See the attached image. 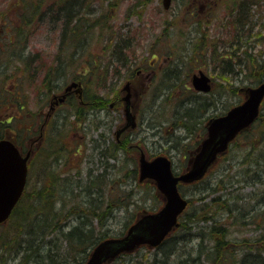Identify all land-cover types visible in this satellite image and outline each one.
Wrapping results in <instances>:
<instances>
[{
    "label": "rangeland",
    "instance_id": "obj_1",
    "mask_svg": "<svg viewBox=\"0 0 264 264\" xmlns=\"http://www.w3.org/2000/svg\"><path fill=\"white\" fill-rule=\"evenodd\" d=\"M64 1L0 0V93L5 89V92H2L3 96L0 97L2 106L0 120L4 121L8 117L7 114L14 115L12 121L7 124L15 126V130L6 128L3 138L17 141L20 145L22 144L21 148L25 154L29 152L27 159L29 182L26 190L32 198L35 210L43 204L42 198L38 197L40 192L36 193L35 191L40 186H45L43 195L46 200L54 201L56 208L64 206V212H67V210L85 209L83 202L76 195L80 193L81 197L84 196V190H86L84 184L88 172L95 176L105 167L109 178L113 182H117V178H115L118 176L117 170L123 166L132 167V161L137 159L139 154L125 148L128 136L130 142L142 146L145 152L156 153L162 150L161 154L168 156L174 167L180 168L182 164H185L188 160L186 156L189 155L183 154L182 151H178L174 147L168 148L166 144L168 142L165 143L164 139L168 135L171 136L168 132L170 128H164V118L157 113V102L162 103L161 110L169 112L171 109L170 105L168 107L160 100L161 91L166 90V84L161 80L163 69L175 67L168 60L172 61L177 58L178 60L174 64H177L176 67H179V70L184 72L185 78H188L186 83L189 87H191L192 73L201 69L211 78V88L216 86L218 92L225 91L233 80L229 77L222 80L217 76L218 67L209 58L211 47L208 48V45L213 42L216 45L224 44L226 48H229L231 43H240V40L247 36L248 31L245 30L242 35H239V32L234 28V22L229 23L231 16L227 8H230L231 0H196L195 2L194 0H173L168 10L163 9L161 0H77L78 10L80 9V12L86 15L87 21L98 22L100 30L98 25L94 24L83 35L79 33V38H84L77 42L83 47L69 46L64 41L63 48H60L62 26L59 22L61 21L55 19L54 22H51L53 18L50 16H54V14L60 16L61 13L56 11ZM250 10L252 24L246 25V29L251 30V35L257 36V40L253 43L255 50L257 52L264 51V39L259 32V29L264 28V0H259L255 5H251ZM47 11H53L54 14L51 15ZM26 14L33 18L28 17L24 20ZM190 14L193 15V18L190 17ZM195 30L200 31V36L202 32L203 37H195ZM193 31H195L194 36L191 35ZM126 38L128 42L132 43V51L126 50L127 59L132 63V67L128 72L117 73V79L113 78V81L116 80L113 86L117 91L114 89L115 92L112 93V90L105 91L108 88H102L101 91L94 88L95 86L91 87L95 82L89 84V87L82 85L81 88V96L92 94L90 98L92 100L104 99V109L90 111L91 113L86 116V121H74L73 116H68L70 112L75 113L77 109L83 110L88 102L81 103L77 94L72 91L63 105L53 104V109L50 108V101L53 100L54 95L63 93L64 87L70 81L67 76L60 77L56 80L58 88L54 91L47 89L48 85L46 86L45 81L43 82L44 79L51 78L53 72L47 73V71L49 68L51 71L55 67V57L58 54L65 58V66L69 69L71 64L68 67L67 64L71 62L70 55L75 52L76 47H79L73 54L74 58L81 54L84 55L81 63L85 65L86 60L91 56L98 55L99 60L103 62L105 69L110 73L111 69L114 70L118 65L113 58L112 47L118 46L119 42H126ZM182 39L184 42H181ZM191 39L192 41H190ZM195 42L197 45H202V53L198 51L199 47ZM106 43L107 46L104 47ZM193 46H196V49H192ZM224 50V47L218 49L216 46L219 55L218 53L215 55L220 56ZM187 53L189 55L186 57L191 56V61H195L192 66L180 65L183 60L182 56ZM169 57L170 59H168ZM250 57L247 56L246 59H250ZM247 63L250 64V61ZM139 70L140 72H138ZM105 78L106 75L102 76V84H106L108 81L107 87H111L113 82L106 79L104 83ZM127 81L130 82L131 108L136 115L137 125L116 135L117 130L125 123L122 97L126 91L122 87ZM242 89L244 90L245 86H242ZM216 90L215 92H217ZM225 94L226 92L219 95L220 99L218 100L210 99L211 102L217 104L219 111L226 106L225 103L228 104L233 100V97ZM8 98L9 102L6 101ZM16 100L25 103L23 109L16 107ZM11 101L13 105L10 107ZM79 105L82 107L80 108ZM13 121L16 122L13 124ZM151 123L159 125L162 129L161 132L157 131L158 127L150 125ZM3 124L5 125L6 122ZM24 126H32V130L23 135L19 132L20 135L17 136L15 131ZM170 131L174 132L172 129ZM114 136L117 140L125 139L122 141L125 148L122 155L119 153L112 156L115 151L109 145L113 143ZM241 140L238 145L230 146L224 156L216 160L209 169L210 173L205 177V180L213 188L204 200L210 203L205 209L215 208L218 201L224 200L225 203L227 201V206L231 209L234 208L233 213L225 210L217 214L216 209L214 212L197 216L204 210L201 207L199 209L204 201L194 199V202L183 213H190L189 215L197 213V217H206L208 221L205 218L202 220L196 217L195 221H187L183 228L179 223V226L168 235L158 249L148 246L137 248L136 253L130 255L134 256L132 264L145 259L148 261L156 256L154 254L159 256V253L169 249L181 252L182 255L192 251L196 238H198V235H195L196 232L203 233L205 228H208L207 226L214 221L222 222L228 229L226 239L230 242L225 244L231 249L233 245L237 247L238 242L241 243L242 240L250 243L255 242L258 236L264 232V221L262 220L264 215L259 213L261 209L259 203L264 200V186L249 184L250 180H248V184L242 179L238 180L243 168L240 163L242 147H238L242 146ZM186 141L190 144L193 143L192 139L184 138L183 142ZM104 146L106 149L101 153ZM103 154L104 156H102ZM53 177L55 179L50 192L51 186L48 185ZM66 183L68 187L64 185ZM77 183H80L78 188L82 187V191L75 187L77 189L74 188V190H77L78 193L74 191L73 194L63 195L65 187L71 189V186H75ZM140 183L145 184L136 186L132 181L128 183L130 187L126 184L128 188L133 189L132 199L127 205L116 203L114 206L118 210L114 211L113 217L109 220L111 232L120 233L124 229L125 222L131 221L137 211V207L133 205L135 201L145 204L146 207L151 205L154 207L156 202L157 207L163 204L162 194H159L160 197L156 194L157 201L149 196L144 203L142 198L146 189H149L148 184L153 182L144 180ZM186 187L185 196L187 198L194 197L190 191L195 187ZM118 194L123 197L125 191ZM118 194L114 195L109 192L106 199L111 200L112 198V202L113 200L118 201V199H114ZM58 200L61 201V204ZM152 200L155 203H151ZM29 203L28 201L25 205ZM47 208L49 210V207ZM40 210H42L40 213L45 214L44 208L40 207ZM240 211L246 212L241 213ZM242 214L243 217L240 216ZM74 215L67 219V225L74 224L72 219ZM14 223L15 219L13 218L0 226V264H12L11 261L4 260L5 255L17 257L15 254L17 251L16 242H19L22 232L19 229H14ZM241 247L236 250V254L242 250ZM126 259V256L117 258L116 262L122 263ZM14 262L16 263V259L13 260Z\"/></svg>",
    "mask_w": 264,
    "mask_h": 264
},
{
    "label": "trees",
    "instance_id": "obj_2",
    "mask_svg": "<svg viewBox=\"0 0 264 264\" xmlns=\"http://www.w3.org/2000/svg\"><path fill=\"white\" fill-rule=\"evenodd\" d=\"M258 1L259 0H231L230 8H227V11L231 16V18H229L231 19L229 23H231L232 21L234 22V26H235L234 28L237 30V32H239V35H242V32L245 30L248 31L247 36L241 39L240 43L237 42L231 43L229 45V48H226L224 44L216 45L213 42H211L208 45V48L211 47L210 48L211 53L209 58L212 59L215 65H217L218 67L217 76L222 80L226 79L227 77L233 80V82L230 83V85L227 87V89H229L228 92L229 97H233V100L228 102V104L225 103L224 105L226 106L222 107L221 111L218 110L217 104H214L213 101L211 102L210 99L213 100L220 99L219 95H223V93L226 92V90L218 92L215 86L214 88L211 89L210 92L206 94L198 93L194 91L191 87L187 85L186 80L188 78H185L184 72H181L179 70V67H176L177 64H174L178 59L176 58V60H172V61L168 60L169 62H171V65H175V67L173 66L174 68L167 67L163 69L161 80L165 82L166 90H164L163 92L161 91L160 100L163 101V103L166 104L168 107L170 105L171 109L169 112L163 111L160 109V105H162V103L157 102L156 104V107L158 108L157 113H159V115L164 118V122H163L164 128L165 129L170 128L168 132H170L171 136L168 135L167 138L164 139L165 143L168 142L166 143L168 148L174 147L176 148V150L182 151L183 154L189 155V153L196 148L197 144L204 136L205 123L207 119L212 116H216L224 113L229 107L240 102L242 100V94H240L242 86L243 87L244 86L246 87L247 85L254 86L260 83L264 79V51L257 52V50H255L254 48L255 46L253 45V43L257 40V36L251 35V30L246 29L247 28L246 25L252 24L251 22L252 13L250 7L251 5H255V3H257ZM76 2L77 0H65L61 5H59L56 12L61 13L60 16L54 14L53 11L52 12L47 11L50 12L51 15L54 14V16H50V18H53L51 22H54L55 19L61 21L59 22L62 26L60 48H63L64 41L66 42V45L68 44L69 46L79 45V42L77 41H82L84 38V37L79 38V33L80 35H83V33L84 32L86 33L87 30H90L94 24H97L98 29L100 30L98 22L96 23L92 21L91 22L87 21L86 15L82 14V12H80V9L79 10L76 9L77 7ZM86 14L88 13L86 12ZM28 17H32V16L26 14L23 19L26 20ZM194 29H197V27H194ZM195 31H196L195 37L200 36V31L199 30H195ZM195 31L192 32L191 34L192 36H194ZM259 32H260V36L264 39V28L259 29ZM201 34L202 35L198 38L203 37L202 32ZM182 41L184 42L183 39L181 40V42ZM190 41H192V39ZM195 44L196 46L199 47L198 51L201 52L202 45H197V42H195ZM117 45L118 46L112 47L114 51L112 52V54H114L113 58L115 59L116 64L118 65L117 68H115L114 70L111 69L110 73L105 69V66L102 64L103 62L99 60L98 55H96L97 58L95 56H91L88 60H86L85 65L81 63L82 62L81 59L84 55L82 56L81 54L74 58L73 54L77 51V49H79V47H83V45L80 44L79 47H76L75 52H72V55H70L71 62L67 64V67L69 66V64H71L70 68L69 69L66 68L65 58L61 57V54H58L55 57V62L57 65L55 64V67L51 71L50 68L47 71V73L53 72L51 78L44 79L43 82L45 81L44 82L45 85L46 86L48 85L47 89H49L50 91H54L58 88L56 80L60 79V77L67 76L69 80L81 81V84L84 85L85 87H89V84L95 82V84L91 87L95 86L94 88L99 89L101 91L103 90L102 88H108V90L105 91L109 92L110 90H112L113 93L115 92L114 89L116 90V87L113 86L115 85L116 80L113 81V78L117 79L118 77L117 73L124 71L128 72L131 70L132 67V63L129 62V60L127 59L128 53L126 52V50L132 51L131 41L128 42L126 38V42L123 43L119 42ZM106 46L107 43L104 45V47ZM196 46H193L192 49L193 48L196 49ZM216 46H218V49L223 47L225 48V50L220 53V56L215 55V53H218L216 51ZM245 48L249 50V52H247ZM64 49L67 48L64 47ZM238 52L241 53L239 54ZM187 55H189V53H187L186 55L184 54L182 56L183 60H181L182 63L180 65L188 64L189 66H192V63H195V61H191L192 57L191 56L186 57ZM247 56L249 57L251 56L250 59H246ZM253 58H256V60H253ZM168 59H170V57ZM247 61L248 62L250 61V64H248ZM228 72L231 74H229ZM104 75H106V78L105 80H103V82L105 83L106 79L112 81L113 84L111 87H107L108 81L106 84H102L101 78ZM215 90L217 92H215ZM2 92H5V89ZM2 92L0 93V97L3 96ZM8 93H10V91H8ZM70 95L71 94H69L68 96ZM91 95L81 96L80 99L81 103L83 101L88 102L86 105L83 104L85 105V108H83V110L77 109L75 113L70 112L68 116L69 117L73 116L74 121L78 120L80 122H83L87 120L86 116L88 115V113H91L90 111H94V110L100 111L104 109L105 107L104 99L98 98L97 100H92L90 99ZM6 101L9 102L10 99L8 98L6 99ZM91 101L92 103H90ZM15 103L17 104L16 107L19 109H23L25 105V103L21 102L20 100L19 101L16 100ZM12 105L13 102L11 101L10 107ZM79 106L80 108L82 107V105ZM0 108H2L1 105ZM7 115L8 117L4 119V121L0 120V137L3 136V133L4 134L6 133L5 132L6 128L15 130V126L12 127V125L7 124V122L9 123L12 121L14 115L11 113ZM3 122H6V124L4 125ZM15 122L13 121V124ZM150 125H154L158 127L157 131L161 132L162 129L161 127H159V125L152 123ZM176 128H178L182 132L181 135L182 142L183 139L186 138V139H192L193 143L190 144L188 143V141H186L180 143L178 146L175 141H171L173 132H171L170 130L171 129L174 130ZM31 130H32V126H24L21 127L20 129H17L15 132L17 133V136H19L20 135L19 132H21V134L23 135L24 133H30ZM241 138L243 141L241 140ZM123 140L125 139L117 140L114 136L113 143L109 145L115 151V153L112 156H115V154H119V153L122 155V153L125 151V148L132 152H136V154L139 151V149H143L142 146L133 144L134 142H130L129 136L127 138V144L124 148V143L122 142ZM240 140L242 142L241 144L242 146H238V147H242V153L240 155L241 157L240 163L243 168H242V172L239 174L238 180L242 179V181H245L247 184L249 183L248 180H250L251 183L249 184H258L260 187H263L264 186V101L261 105L259 116L255 120V122L247 130L241 132L237 136V138H235L231 142L230 146L238 145ZM21 147H23L22 144ZM105 149L106 147L104 146L103 150H101V153H103ZM161 153L162 150L156 153H152L148 151L146 152L147 156L149 157ZM224 154L225 153L219 155L218 159L220 157H223ZM102 156H104V154ZM135 159L132 161L131 168L127 166H123L117 170L118 176L115 177L117 178V182H113L109 178V175L107 174L105 167L104 170H102L99 174L95 176L91 172H88L84 184L85 189L87 191L84 190V196L81 197L80 193L76 191V193H78L76 196L82 200L83 202L82 204L85 207V209L80 211H75L72 214L70 213V211L64 212V206H60V208H56L54 207V201L46 200L45 196L43 195V189H45V186H40L38 190L35 191L36 193L40 192V196L38 197L39 199L42 198V202H43L42 206L40 207L44 208L45 214L40 213L42 212V210H40V207H38L35 210L36 207L32 203L33 202L32 198L30 194L27 193L26 190L27 188H25L22 196L20 197L18 203L15 205L11 215L7 220L8 222L10 219L14 218L15 219L14 229L16 230L19 229L20 232H22L18 240L19 242H16L17 251H15V254L17 255V257L13 258V255L12 256L5 255L4 260L5 259H7V261L12 260V264H83V262L86 260L87 256L89 255L90 250L99 241L105 238L122 235L123 232L126 230V228L129 226V224L134 222L143 212L154 211L158 209L159 207H157L158 205L157 202L156 205L153 204L155 205L154 207H152V205L146 207L145 204L137 203L135 201L133 205L137 207V211L134 213L131 221L125 222L124 229L120 233L116 234L115 232H111L110 222L109 221L107 222L106 220L108 217L111 216L109 218L110 220L113 217L114 211L118 210L114 206L116 205V203L117 204L124 203L127 205L128 203H130L132 199L131 192L133 191V189L128 188L130 187L128 184L129 181H132L136 186H142L145 184V183H140L138 181L137 159L136 160ZM186 163L187 161L185 162V164H182L180 168L174 166L173 168L175 171L178 172L182 171L185 168ZM209 173L210 172L208 170L203 178L195 182H192L190 184L179 183L178 188L180 193L183 195H185L184 191L187 188L186 186L195 187L190 191L191 195H194V197L187 198L188 201L187 207L194 202V199L199 201H204L207 198V195L213 189L212 185L205 180L206 175H208ZM54 179L55 177L51 179L52 181H50L48 185L51 186L50 192L52 191ZM28 182H29V178L27 180V184ZM126 184H128V187L126 186ZM65 186H67V183ZM79 186L80 183H77L74 187L78 188ZM148 186L149 189H146L144 197L142 198L143 202L145 203V201L148 199L149 196L153 197L154 200L157 201L158 196L160 197V195L157 192L155 185L153 183H149ZM72 187L73 185L71 186V189L65 187L66 190L63 191V195L73 194L74 191ZM110 187L112 188L109 190ZM121 191H125L123 197H121V195L118 194ZM109 192L113 193L114 195L118 194L114 198V199H118V201L113 200L112 202V198L111 200L106 199V195H108ZM49 196L52 195L49 194ZM154 200H152L151 203H155ZM28 201L30 203L25 205L26 202ZM58 202L61 204L60 200H58ZM218 202L219 203L216 205L215 208L205 209V207L209 206L210 203L209 201H204L200 205V207L203 208L204 210H202V214H197V216H202L203 214L205 215L207 212H211V211L214 212L216 209H217V214L225 210L229 211L230 213H233L234 208L231 209V207L227 206L226 205L227 201L226 203L224 200H220ZM259 204L261 206L259 213L260 215L262 214L264 215V200ZM47 207H49V210ZM50 207H53V209H50ZM240 212L245 213L246 211L243 212L240 211ZM73 214H75L74 215L75 217L86 218L87 219L86 226L82 227L81 224H76V223L67 225V219ZM189 214L190 213H182V215L179 217V223L181 228H183L184 224L187 221L190 222L196 220L197 217L196 215H189ZM240 216L243 217L244 215L242 214ZM197 218L202 220H204L203 218L206 219V217H197ZM206 220L208 221V219ZM262 220L264 221V217L262 218ZM207 227L208 228H205L203 233L198 234L196 232L195 235H198V238H196V243H194L192 251H188V253L183 254L180 258H178L179 260L177 262H171V263L174 264H264V232H262V234L258 236L255 242L250 243L248 241L242 240L243 242L241 243L238 242L237 247L236 245H233L231 249L229 247H226L225 243H228L230 241L226 239V236L228 235V229L225 228L224 225H222V222L214 221V223L208 225ZM164 241L165 239L161 244H163ZM159 246H157L156 248L158 249ZM240 246H242L240 248L242 250H239V253L236 254L237 253L236 250ZM140 247H145V246L142 245ZM136 251L137 249H135V252ZM165 252L166 251H162L161 252L162 254H160L159 256H157V254H154L156 256H153L150 260L147 261V259H145L144 261L136 264H169L168 263L169 261L166 259V256L164 254ZM132 254L134 253L133 252L122 253L118 255L113 261L105 264H121L119 262H116V260L117 258H122L124 256L127 257L124 264H132L133 262L132 260L134 258V256H130ZM14 259H16V263L15 262L13 263Z\"/></svg>",
    "mask_w": 264,
    "mask_h": 264
},
{
    "label": "water",
    "instance_id": "obj_3",
    "mask_svg": "<svg viewBox=\"0 0 264 264\" xmlns=\"http://www.w3.org/2000/svg\"><path fill=\"white\" fill-rule=\"evenodd\" d=\"M171 0H162L167 9ZM191 85L195 90L208 92L210 78L201 70L191 76ZM75 88L81 97V85L71 82L65 87V93L58 96L62 101L65 94ZM124 125L117 134L128 127H135V115L131 111L129 82L123 87ZM242 102L230 107L225 113L214 116L206 122V133L188 159L185 171L175 174L171 161L165 155L147 159L143 152L138 158V180L151 179L162 194L164 203L154 212L143 213L132 223L121 237H110L99 241L90 251L83 264H103L114 259L122 252H130L141 244L156 246L178 225L177 219L187 205V199L178 190V183H190L201 179L217 155L224 152L239 132L245 130L257 118L260 104L264 98V81L244 89ZM56 98V97H55ZM29 152L22 155L8 138L0 139V223L5 221L19 199L26 181L27 159Z\"/></svg>",
    "mask_w": 264,
    "mask_h": 264
},
{
    "label": "bare ground",
    "instance_id": "obj_4",
    "mask_svg": "<svg viewBox=\"0 0 264 264\" xmlns=\"http://www.w3.org/2000/svg\"><path fill=\"white\" fill-rule=\"evenodd\" d=\"M78 2V1H77ZM76 2V6H78V3ZM76 9H78V7H76ZM75 9V10H76ZM264 81V79L261 81V82H263ZM260 82V83H261ZM260 83H258V84H260ZM257 85V84H256ZM255 86V85H254ZM246 87H251V85H247ZM228 92H229V89H226V94L225 95H229L228 94ZM181 135H182V132H181V130H179L178 128H176V129H174V132L172 133V138H171V141H175L176 143H177V145L179 146V142L180 141H182V137H181ZM104 160H105V158H104ZM64 185H66V184H64ZM64 187V186H63ZM73 188V191H77V190H74V186L72 187ZM75 189H77V188H75ZM78 190H81V188H78ZM79 199V198H78ZM81 200V199H80ZM82 201V200H81ZM199 209H200V206H199ZM68 211V210H67ZM76 210H72V211H70V212H75ZM199 213V212H198ZM197 213H194V214H192V215H196ZM109 218L110 217H108L107 218V222L109 221ZM73 220H74V223H76V224H81V226L82 227H85L86 226V224H87V219L86 218H82V217H73ZM223 225V224H222ZM171 244H173V243H171ZM160 245V244H159ZM171 247H172V245H171ZM131 252H133L134 254L136 253L135 252V249H133ZM161 253H159V255H160ZM165 256H166V259L169 261L168 263L169 264H174V263H171V262H177L179 259L178 258H180L181 256H182V254H181V252L180 253H178V252H175L174 250H167L165 253ZM139 256H141V254H139ZM15 260V259H14ZM125 261L126 260H124V261H122V263L121 264H124L125 263ZM11 262H12V260H11Z\"/></svg>",
    "mask_w": 264,
    "mask_h": 264
},
{
    "label": "flooded vegetation",
    "instance_id": "obj_5",
    "mask_svg": "<svg viewBox=\"0 0 264 264\" xmlns=\"http://www.w3.org/2000/svg\"><path fill=\"white\" fill-rule=\"evenodd\" d=\"M195 1H196V0H194V2H195ZM200 5L202 6V3H200ZM190 17L193 18V15L190 14ZM138 72H139V71H138ZM131 97H132V94H131ZM64 102H65V100L62 101V102H57L56 100L53 99V100L50 101V108L53 109V107H54L53 104L59 106V105H63ZM29 139H30V137H29ZM27 140H28V139H27Z\"/></svg>",
    "mask_w": 264,
    "mask_h": 264
}]
</instances>
